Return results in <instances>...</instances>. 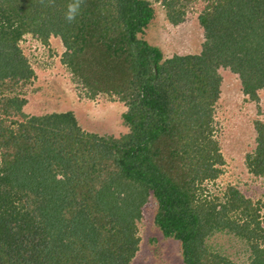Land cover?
<instances>
[{
  "label": "trees",
  "instance_id": "1",
  "mask_svg": "<svg viewBox=\"0 0 264 264\" xmlns=\"http://www.w3.org/2000/svg\"><path fill=\"white\" fill-rule=\"evenodd\" d=\"M160 2L177 26L196 2L203 42L165 57L145 39ZM0 0V264H131L137 224L152 198L154 223L179 242L183 264H242L209 241L245 246L264 264L260 206L235 186L209 192L224 159L214 138L221 70L238 75L249 101L264 91V0ZM61 41V63L86 98L123 103L126 132H85L74 113L28 115L22 90L34 71L19 43ZM245 157L264 178V124Z\"/></svg>",
  "mask_w": 264,
  "mask_h": 264
},
{
  "label": "rangeland",
  "instance_id": "2",
  "mask_svg": "<svg viewBox=\"0 0 264 264\" xmlns=\"http://www.w3.org/2000/svg\"><path fill=\"white\" fill-rule=\"evenodd\" d=\"M153 1V0H152ZM155 18L145 32V39L159 46L165 57L195 54L203 42V29L198 16L203 3L196 2L177 26L165 20L160 2L153 1ZM19 46L34 71L32 84L21 96L27 100L24 112L28 115L68 112L74 113L81 129L99 136L118 137L126 132L121 115L123 103L107 95L86 98L83 89L72 80V75L61 63V41L50 37L45 48L30 36H24ZM221 93L214 110V138L218 141L224 159L222 173L214 183L207 185L210 193L220 195L227 185L237 187L245 197L260 206V220L264 227V178L249 173L245 157L255 147L254 121L264 124V91L257 103L247 100L241 92L238 75L221 70ZM157 205L152 198L142 207L137 236L138 251L131 264H183L179 242L165 238L154 223ZM210 246L235 263L245 264V246L229 236H215Z\"/></svg>",
  "mask_w": 264,
  "mask_h": 264
},
{
  "label": "clouds",
  "instance_id": "3",
  "mask_svg": "<svg viewBox=\"0 0 264 264\" xmlns=\"http://www.w3.org/2000/svg\"><path fill=\"white\" fill-rule=\"evenodd\" d=\"M83 0H73V3L68 6V13L66 15V20L72 22L76 16L79 14V10Z\"/></svg>",
  "mask_w": 264,
  "mask_h": 264
}]
</instances>
